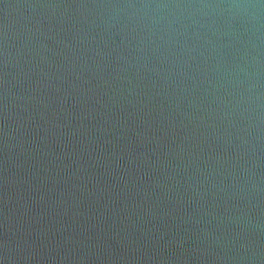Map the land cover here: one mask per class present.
I'll list each match as a JSON object with an SVG mask.
<instances>
[{"label": "water", "instance_id": "95a60500", "mask_svg": "<svg viewBox=\"0 0 264 264\" xmlns=\"http://www.w3.org/2000/svg\"><path fill=\"white\" fill-rule=\"evenodd\" d=\"M0 264H264V0H0Z\"/></svg>", "mask_w": 264, "mask_h": 264}]
</instances>
